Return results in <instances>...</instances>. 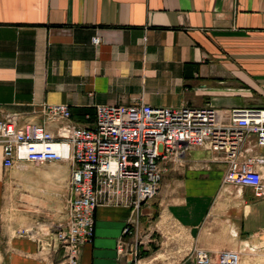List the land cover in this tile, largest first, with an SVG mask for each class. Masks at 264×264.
I'll return each mask as SVG.
<instances>
[{
	"label": "crops",
	"instance_id": "crops-1",
	"mask_svg": "<svg viewBox=\"0 0 264 264\" xmlns=\"http://www.w3.org/2000/svg\"><path fill=\"white\" fill-rule=\"evenodd\" d=\"M140 102L264 108V0H0V120L42 124L44 105L67 104L89 124L96 105ZM246 147V156L262 153L254 136ZM29 164L6 169L0 145V264H69L63 249L46 252L21 231L67 218L71 166L35 164L30 213L19 208L28 194L11 187ZM169 169L138 213L96 209L79 264H195L198 249L264 264V195L225 182V155L194 148ZM131 217L138 227L124 235Z\"/></svg>",
	"mask_w": 264,
	"mask_h": 264
},
{
	"label": "built area",
	"instance_id": "built-area-1",
	"mask_svg": "<svg viewBox=\"0 0 264 264\" xmlns=\"http://www.w3.org/2000/svg\"><path fill=\"white\" fill-rule=\"evenodd\" d=\"M93 43L99 45L101 37L94 36ZM42 110V124L18 126L14 115L0 120L3 163L6 169L23 162L70 164L67 218L21 231L46 252L63 249L69 264H79L82 247L93 242L99 206L138 213L157 196L170 164L182 163L194 148L223 153L228 161L225 182L264 195V108L99 104L93 117L86 116L89 124L76 121L67 104H46ZM50 122L57 125L56 132L47 126ZM252 136L262 153L246 156ZM138 224L131 217L124 235L134 234ZM125 248L122 240L120 252ZM134 253L137 257L136 249ZM193 259L195 264H240L241 253L224 250L213 256L198 249Z\"/></svg>",
	"mask_w": 264,
	"mask_h": 264
},
{
	"label": "rangeland",
	"instance_id": "rangeland-1",
	"mask_svg": "<svg viewBox=\"0 0 264 264\" xmlns=\"http://www.w3.org/2000/svg\"><path fill=\"white\" fill-rule=\"evenodd\" d=\"M45 164H50V163H45ZM34 166H35V164L26 165L22 168V170L19 171V173L14 174L15 175L13 177L14 182L11 185L12 191L17 192L18 195L19 194H28V196H27L28 201L20 200L19 203L23 204L24 206H20L19 208L20 209H26V211H29L30 213H32V211L35 210L34 206H36V203H32V198H30V197H32V192L31 193L25 192V188H28V190H32V188H29V187H31L29 185L32 183V181H35L37 179V177L41 176L39 173H36V169ZM47 171L50 173L54 170H53V168H50V169L46 170V173H48ZM169 175H170V173L167 171L164 174L163 178L167 177ZM43 176H45V175H43ZM163 178H162V180H163ZM16 188H17V191H15ZM155 198H156V196L153 199H151L149 202L153 203L155 201ZM55 205H56V202L54 201L53 206H55ZM152 220H154V218Z\"/></svg>",
	"mask_w": 264,
	"mask_h": 264
}]
</instances>
